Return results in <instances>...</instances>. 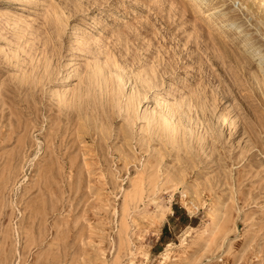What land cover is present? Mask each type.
<instances>
[{"label":"rangeland","instance_id":"rangeland-1","mask_svg":"<svg viewBox=\"0 0 264 264\" xmlns=\"http://www.w3.org/2000/svg\"><path fill=\"white\" fill-rule=\"evenodd\" d=\"M0 264H264V0H0Z\"/></svg>","mask_w":264,"mask_h":264},{"label":"bare ground","instance_id":"bare-ground-1","mask_svg":"<svg viewBox=\"0 0 264 264\" xmlns=\"http://www.w3.org/2000/svg\"><path fill=\"white\" fill-rule=\"evenodd\" d=\"M11 1H12V0H11ZM74 35H75V37H73L72 39H76V38H78V37L76 36L77 34H74ZM170 123H171V122H170ZM168 125H169V122H168ZM168 125H167V126H168ZM170 125H171V124H170ZM167 126H166V127H167ZM171 127H172V126H171ZM171 127H170V128H171ZM172 128H174V126H173ZM172 128H171V129H172ZM167 129H168V128H167ZM168 132H170V129L168 130ZM170 133H171V132H170Z\"/></svg>","mask_w":264,"mask_h":264}]
</instances>
